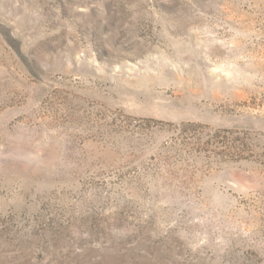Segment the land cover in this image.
Here are the masks:
<instances>
[{
    "label": "rangeland",
    "instance_id": "obj_1",
    "mask_svg": "<svg viewBox=\"0 0 264 264\" xmlns=\"http://www.w3.org/2000/svg\"><path fill=\"white\" fill-rule=\"evenodd\" d=\"M0 264H264V0H0Z\"/></svg>",
    "mask_w": 264,
    "mask_h": 264
}]
</instances>
